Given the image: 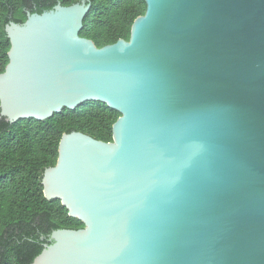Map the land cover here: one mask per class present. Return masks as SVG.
I'll return each mask as SVG.
<instances>
[{
  "label": "water",
  "instance_id": "1",
  "mask_svg": "<svg viewBox=\"0 0 264 264\" xmlns=\"http://www.w3.org/2000/svg\"><path fill=\"white\" fill-rule=\"evenodd\" d=\"M144 1L102 48L87 0L4 28L0 118L120 114L110 143L62 135L43 196L84 227L31 264H264V0Z\"/></svg>",
  "mask_w": 264,
  "mask_h": 264
},
{
  "label": "trees",
  "instance_id": "2",
  "mask_svg": "<svg viewBox=\"0 0 264 264\" xmlns=\"http://www.w3.org/2000/svg\"><path fill=\"white\" fill-rule=\"evenodd\" d=\"M82 0H0V73L8 63L9 22L22 24L27 14H41L57 4L70 6ZM90 9L80 37L97 48L129 40L134 20L146 11L144 0H87ZM120 114L102 102H85L52 117L8 123L0 118V264H31L60 229L84 225L68 215L59 200L43 196V172L55 166L63 134L80 132L105 143L112 142V126Z\"/></svg>",
  "mask_w": 264,
  "mask_h": 264
}]
</instances>
